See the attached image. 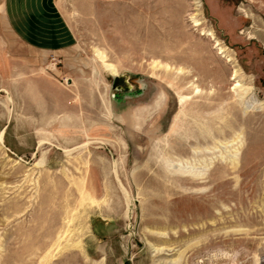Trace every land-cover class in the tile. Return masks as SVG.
Segmentation results:
<instances>
[{"label":"rangeland","instance_id":"rangeland-1","mask_svg":"<svg viewBox=\"0 0 264 264\" xmlns=\"http://www.w3.org/2000/svg\"><path fill=\"white\" fill-rule=\"evenodd\" d=\"M0 264H264V0H0Z\"/></svg>","mask_w":264,"mask_h":264},{"label":"bare ground","instance_id":"bare-ground-1","mask_svg":"<svg viewBox=\"0 0 264 264\" xmlns=\"http://www.w3.org/2000/svg\"><path fill=\"white\" fill-rule=\"evenodd\" d=\"M217 43V42H216ZM107 67L108 68H110L111 69V71H114V69H112V67L111 66H109L108 64H107ZM114 68V67H113ZM235 124H234V122L232 121V120H230L228 123L226 122V124H225V126L227 127V128H225L224 129V132H226V133H229L230 134V129H232V126H234ZM197 129H198V131H197V129H196V131H197V137L199 138V139H202V138H205L204 136L205 135H203V133H202V131H203V129H202V127H196ZM216 131V130H215ZM218 135L220 134V133H222V130H217V132H216ZM197 138V139H198ZM196 140V139H195ZM214 141L216 142V138L214 139ZM229 141H232V140H229ZM195 149V148H194ZM234 156V155H233ZM230 157V156H229ZM236 157V156H235ZM194 169V168H193ZM200 169V168H199ZM206 169V167H204V168H202V170L201 171H199V172H194V173H191L193 176H201L202 175V173H203V171ZM182 170V169H181ZM188 170V169H187ZM198 170V169H197ZM183 171V170H182ZM186 172V171H185ZM188 172V174L190 173V171L188 170L187 171ZM205 173V172H204ZM183 174V173H182Z\"/></svg>","mask_w":264,"mask_h":264},{"label":"water","instance_id":"water-1","mask_svg":"<svg viewBox=\"0 0 264 264\" xmlns=\"http://www.w3.org/2000/svg\"><path fill=\"white\" fill-rule=\"evenodd\" d=\"M130 84L128 83V75L127 74H121V75H115L113 77L112 81V88H130Z\"/></svg>","mask_w":264,"mask_h":264}]
</instances>
